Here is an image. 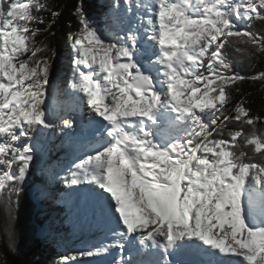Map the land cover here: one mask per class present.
<instances>
[{
  "label": "snow or ice",
  "instance_id": "1",
  "mask_svg": "<svg viewBox=\"0 0 264 264\" xmlns=\"http://www.w3.org/2000/svg\"><path fill=\"white\" fill-rule=\"evenodd\" d=\"M61 14L48 0H0V196L9 206L35 159L21 138L76 125L52 123V61L47 38L37 39L54 35ZM72 15L67 86L100 119L90 121L96 147L62 180L111 225L110 242L76 255L115 248L113 264H264V115L244 100L227 110L242 82H264V71H233L228 52L264 54V34L249 27L264 22V0H110L103 29L82 0ZM137 243L151 262L125 258Z\"/></svg>",
  "mask_w": 264,
  "mask_h": 264
},
{
  "label": "trees",
  "instance_id": "2",
  "mask_svg": "<svg viewBox=\"0 0 264 264\" xmlns=\"http://www.w3.org/2000/svg\"><path fill=\"white\" fill-rule=\"evenodd\" d=\"M81 0H48L51 10L60 9L61 16L52 26L51 32H45L38 40L47 38L48 51L45 55L51 57V75L61 62L63 50L68 48V35L76 32L79 25L72 15V9ZM84 11L90 16H102L106 6L101 5L100 0H82ZM46 20L51 19L50 12L44 13ZM100 26L104 25L103 17L98 20ZM43 28L44 25H39ZM250 29L264 34V22L253 21ZM236 46L229 44L228 52L233 63V71L244 76H252L264 71V54L251 50L254 54H244L235 50ZM64 50V51H65ZM240 92L233 91L232 103L227 110H231L240 100L246 101L254 114L264 115V82L245 80L240 85ZM229 127L241 128L250 131L249 126L240 124ZM258 132L264 133V123L257 125ZM227 136V131L224 133ZM248 156H254L260 160L259 154H254L251 147L246 149ZM41 177L34 175L33 181L28 187L19 184L20 192L12 196V205L9 206L7 193L0 196V264H48L59 255V247L54 242L48 243L41 237L40 230L44 222L51 216L50 206L41 202L36 204L31 196V189L40 184Z\"/></svg>",
  "mask_w": 264,
  "mask_h": 264
},
{
  "label": "rangeland",
  "instance_id": "3",
  "mask_svg": "<svg viewBox=\"0 0 264 264\" xmlns=\"http://www.w3.org/2000/svg\"><path fill=\"white\" fill-rule=\"evenodd\" d=\"M109 2L110 0H100L101 5L106 6L105 13L107 12ZM102 17L104 19V15L90 16L89 19L97 21L98 25L100 26L98 20ZM103 27L104 25L101 28L103 29ZM64 50L62 53L61 62L57 64L53 75H51L49 85L48 108L53 114L52 123L57 126L62 125V121L57 122V124L54 123L55 118H57L59 114L58 108L62 107V112L63 114H65L64 119L73 118L75 119V121L77 112L78 114L79 112H81V109L77 110L75 108L76 104L75 106L69 107V105L73 103L74 100L78 103L81 101V99H79V93H74L67 86V80L71 76L72 51L70 48V42L68 43V48H66L65 51ZM53 86L58 89L55 95H53ZM61 102H66L69 104L65 105L66 103L62 104ZM81 106H83L82 111L85 114L87 105L81 104ZM68 136H65V138L63 139L62 133L57 127L41 129L40 131L34 133L33 138H21L20 141L21 144L30 143L35 150V159L32 162L24 181H22L20 185L22 187H28L32 183L34 175L40 176V184L36 187H33L30 193L38 207L40 206L41 202L45 205L50 206L49 209L51 212V216L46 220V222H44V225L40 230V234L41 237L48 243L54 242L58 245L59 255H56L48 264H61L62 258L65 256L75 257V259L72 260L71 264L89 263L87 257H79L76 254L79 251L92 250V246L93 248L96 246L94 244V240H92V234L88 236L86 234V236H81L79 237V239L75 240L76 236L79 235V233H81L83 229L79 224H77L78 221L77 219H75V215L70 210L72 208L70 203L72 202H70L69 198L71 194L76 195L77 193H75L74 191V193L72 191L70 193L69 187H67V191L60 190V188H62L59 183L60 178H58V175L55 171L56 169H58L59 171L61 170V168H66L67 170H69V165H67V157H74L75 161L78 157V153L76 156H74V154H71V150L73 149L71 137L73 136ZM77 137L78 136H75L74 138L78 140ZM77 148L78 150L83 149V147H81L80 145H78ZM60 175H62L61 172ZM80 196L81 194L79 193L77 197L79 198ZM79 209L81 210V208ZM73 221L76 222L78 226H80V230H77V228L74 229L76 226L73 227ZM100 232L104 234L102 231ZM73 234L76 236H73ZM90 243H92L91 246ZM103 258L104 262L108 261L107 258L104 257V255Z\"/></svg>",
  "mask_w": 264,
  "mask_h": 264
},
{
  "label": "bare ground",
  "instance_id": "4",
  "mask_svg": "<svg viewBox=\"0 0 264 264\" xmlns=\"http://www.w3.org/2000/svg\"><path fill=\"white\" fill-rule=\"evenodd\" d=\"M79 99H81L80 102L77 103V101L74 100L73 103H71L69 105V107H70V106H75V104H76L75 108L77 110L81 109V112H79V114L77 112V114H76V125L75 126H77V127H74L73 129H64L63 131H61L63 139L65 138V136H68V135L73 136V137H71V140H72L71 143L73 145V149L71 150V154H74V156H76L78 153V157H80L85 152L91 151V149L96 147V141L92 137V132H91L92 124L90 123V121H93V118H94V120L100 119V118L94 117L92 114H90V110L88 109V107H86V111H85L86 113L84 114V112L82 111L83 106H81V104H86V103L83 101L81 93H79ZM61 103L64 104L66 102H61ZM68 104L69 103H66L65 105H68ZM58 110H59V114H58L57 118H55V120H54L55 124H57V122L63 121L64 115H65L62 112V107L58 108ZM82 113H83V115H82ZM75 136H78L77 137L78 140L76 138H74ZM78 145L83 147V149L78 150V148H77ZM67 160H68L67 165H69L68 168L70 169L73 162L75 161V158L74 157H72V158L67 157ZM52 171H54V170H52ZM55 171L58 175V178H60L59 183H60V186L62 187V188H60V190H66L67 191V186L63 183L62 177L67 175L68 170L66 168L65 169L61 168V170H59V171L61 172L62 175H60V172L58 171V169H56ZM69 189H70V193H71V191L72 192L74 191L72 188H69ZM74 192L77 194L76 195L71 194L72 196L70 195V198H69L70 202H72V203H70V205L72 206V208L70 210L75 215V219H77V221H78L77 224H79L81 226V228L83 229L82 230L83 232L81 231V233H79V235L76 236L73 234V236H76L75 240L79 239V237H81V236H86V234H87V236L92 234V236H93L92 240H94V244L96 246L100 243L110 242L111 236L109 234V228L111 227V225L109 224V222L106 220H102L98 216V214H96L94 212L93 203H91V200L86 199L82 195L80 196L81 198L80 197L78 198L77 195L79 194V192H77V191H74ZM79 208H81V210ZM72 224H73V227L76 226L74 229L77 228V230H80V226H78L76 224V222L73 221ZM100 231L104 232V234H102ZM102 235H105L104 241L102 239V238H104V236H102ZM91 245H92V243H90V246ZM134 246L139 247L138 243L136 245H129L128 249H126V251H125L126 255H129V254L131 255V253H134V251H133L135 249ZM92 249H93V246H92ZM117 253H118L117 249L110 248L108 253H105V254H102L99 256L87 257L89 263H86V264H113V261L117 256ZM103 255L105 258H107V260H108L107 262L106 261L104 262ZM134 258L138 259V257H136V256H134ZM143 258L145 259V261H148V262H151V260L153 259V257H151L148 254L141 256L139 259H143ZM180 259H182V257H180ZM191 259H193V257H191Z\"/></svg>",
  "mask_w": 264,
  "mask_h": 264
}]
</instances>
